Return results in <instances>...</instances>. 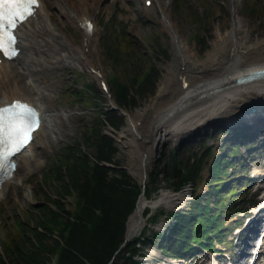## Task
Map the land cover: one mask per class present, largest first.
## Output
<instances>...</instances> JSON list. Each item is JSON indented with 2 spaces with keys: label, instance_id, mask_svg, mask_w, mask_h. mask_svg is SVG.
Returning a JSON list of instances; mask_svg holds the SVG:
<instances>
[{
  "label": "trees",
  "instance_id": "trees-1",
  "mask_svg": "<svg viewBox=\"0 0 264 264\" xmlns=\"http://www.w3.org/2000/svg\"><path fill=\"white\" fill-rule=\"evenodd\" d=\"M181 4L178 0L177 6ZM191 15L202 25L210 21L207 10L204 17L196 11ZM201 37L205 41V35ZM156 38L151 48L165 55L167 49L158 43V33ZM114 50L118 75L109 80L113 95L120 106L132 109L156 93L161 69L152 55L138 47L118 46ZM78 92L98 107L96 117L85 123L81 137L68 141L43 172L47 186L55 188L53 195L44 193L42 201L29 205L31 211L17 213L14 226L0 236V264H51L54 255L55 264H143L136 256L145 254L146 246L158 244L160 234L154 230L150 235L144 232L145 237L125 240L127 221L143 186L126 169L102 164H122L116 158L119 148L115 139L103 128L109 123L120 129L124 116L94 102L95 96L106 99L97 83H88L86 90ZM188 151L189 147L178 146L167 153V168H157L147 185L149 197L164 178L176 189L188 181L195 184L204 157L187 155ZM227 164L226 157H216L210 165L209 192L196 195L189 210L172 213V236L162 239L163 249L184 256L194 249L192 242L208 241L209 233L219 236L221 217L227 211L222 203L236 190L221 182L222 174L228 173ZM68 196L73 197L72 208L67 206ZM125 242L127 245L121 247Z\"/></svg>",
  "mask_w": 264,
  "mask_h": 264
},
{
  "label": "rangeland",
  "instance_id": "rangeland-1",
  "mask_svg": "<svg viewBox=\"0 0 264 264\" xmlns=\"http://www.w3.org/2000/svg\"><path fill=\"white\" fill-rule=\"evenodd\" d=\"M164 1H167L169 5L172 20L175 22L177 28H179L182 38L192 45L197 51V55L200 59L207 58L209 53L214 51L220 38L222 39V37L232 28L234 9L237 10L238 17L244 25L239 36L242 37L247 45L253 46V44L264 38V8L261 7H264V0H246V2L251 1V3H256V6L258 7L255 10L248 9L249 5L244 6L246 3L245 0H181L183 1V4L180 6H177L176 0ZM206 10L210 14V21L206 26L200 25L199 23L201 22L199 19L197 20V18H194L191 14L193 11H196L201 17H203L202 15ZM43 11L45 13L54 14L53 19L56 22V27L59 30H62L63 33L77 45H82V31L76 27L74 23L68 20L64 14L59 13L53 0H46V5ZM90 11L94 15V20L98 27L99 35L97 47L100 51V58L102 60V66L106 78L109 80L111 75H118V70L114 64L116 55L114 49L118 48V46H120V48H123V46H125V48L138 47L142 52L152 55L151 59H154L160 67L161 73L157 87L159 88V83L164 78V73L166 71L165 66H167L174 58V50L171 35L162 23V13L157 0H155L154 4L149 8L145 5L144 0H96V2L91 4ZM220 11L223 12V14H220ZM123 31L126 34L125 36L122 35V33H124ZM156 33L161 36L158 38V43H161L168 48L165 55L161 52L154 51L153 48H151V45H154L155 40H157ZM196 35H200V37L205 35V42L198 41ZM207 40L208 46H206ZM108 50L114 51L110 55ZM55 56L58 58L59 54H56ZM56 58L54 60H56ZM49 64L50 66L53 65V67H48L52 69L48 70L47 68L45 74L42 76L45 77L48 83H54L47 85L42 82L43 78L40 77V82H38V80L35 82L36 84H29L30 76L27 73V69L22 67L20 71L25 75L23 77L18 76L16 79L17 84L13 82L10 85V87L14 86V88L17 87L20 89L21 87L26 86L31 90H34V96L39 97L38 103L46 109L44 113L46 124H43L42 126V133L44 135H41L36 141V151L43 150V152H39L36 159H31L29 166L22 167V178L20 180L12 179V184L0 193V236L14 226V219L17 213L31 211L29 205L31 203H36L37 201H42L44 199V193H49L51 196L53 195L55 188L53 186L48 187L45 183L46 180L43 179L42 175L43 169L49 163L50 159L61 150L66 142L76 135L81 137L85 123L91 122V120L95 118L96 110L98 108L96 106L95 109V106L85 102L82 99V96L77 95L78 93L75 91L87 89L86 83L96 80L93 74L88 72L84 67H80L68 59H61V61L50 62ZM40 89L47 93V98L42 96ZM157 91L152 97L142 100L136 107L132 109L127 108L134 118H138V109L145 107L146 104L151 102L152 98L156 96ZM1 97H3V95L0 93V98ZM94 102L99 103L100 105L108 104L105 99L99 96L94 97ZM127 124L128 123L125 120V124L121 129L118 131L112 130L110 133L115 137L116 144L119 148L117 158L122 160V165H127L128 163V148L121 149L117 137L118 133ZM222 124H225L228 127L229 125H233L232 122L229 123L222 120L201 129V133L207 131L210 132V135L211 133L214 134L206 137L205 147L209 144H213L217 151L220 150V147L227 149L226 142H223V139L226 138L228 132L221 129ZM198 136L200 137L201 135L198 134ZM261 137L262 136L258 138L256 143H251L250 146H245L239 143L238 145H235L234 151L236 154L244 155V159H238L240 164L246 162L245 159L250 154V159L247 161L246 165L248 168L251 167V165L254 167H264V151L260 152L259 148H255L256 146L261 145ZM46 138H50L51 140L47 147H45ZM184 138H186V136ZM181 140L170 141L165 146L162 145L164 143L160 144L159 152L156 150V154L151 163V173L149 171L150 179L148 175L146 181H151L152 174H154L157 168L160 166L165 167L166 155L165 153L163 154V151L175 147ZM253 147L254 150L252 149ZM190 148L195 151H202V149L199 148V142L196 143L193 141L192 144H190ZM209 159L212 161L213 157L211 156ZM232 169L233 170L229 168V171H233L231 172V175L234 174L233 177H235L238 168ZM251 169L253 168L251 167ZM250 172L251 171H247L246 174L241 173L239 177L248 174L250 175ZM207 175L208 172L205 170V177H207ZM227 179H229V177H227L226 180ZM248 182L250 183V181ZM249 183L246 187V196L242 197L239 202L236 203V208L231 215L225 217V226L223 229L224 231L228 230V232L223 235L226 239L224 243L225 246H219L221 249H232L235 251L233 254H230L234 259L232 262L233 264H246L243 258H247L248 260L249 256L246 255L240 259L238 253L242 248L244 251L251 250L252 246L247 247V245H244L242 242L250 230H246L242 234L238 233L240 230L245 229L247 223L257 214L258 208L256 207L258 205H254V202L258 201L260 198L259 193H261V190L254 193L252 185L254 186L256 182L253 184ZM199 185L202 190L208 188L204 179L201 180V183L199 182ZM256 186L257 184H255V188ZM163 190L164 189H160L158 191V188L155 189L151 199L159 197ZM241 193H243V191H240L237 194ZM72 200V197L68 198V201H70L68 206L70 208L72 207ZM188 205L189 203L187 206ZM237 209H242L243 212L239 213ZM254 210H256V213L252 215L251 212ZM248 211L249 214L245 215ZM155 214L158 216V207L151 209L150 215L147 216V223L144 230L147 226H156L158 228V223L154 225L153 223H150L149 225V222L151 221L149 220L150 216ZM263 214L264 212L259 216L264 217L262 216ZM162 218H164L166 225L170 224L172 221V219H168L166 216ZM235 223H238L241 228L232 231ZM228 241L230 242L228 243ZM155 249L158 251L156 245L148 247L146 256H140L139 258H153L154 254H152V252ZM203 253L204 252H201L200 256L203 255ZM204 256L207 257L205 253ZM220 258L225 261L228 260L223 255ZM198 260L199 257H197L192 264H198ZM187 262H189V260H187Z\"/></svg>",
  "mask_w": 264,
  "mask_h": 264
},
{
  "label": "bare ground",
  "instance_id": "bare-ground-1",
  "mask_svg": "<svg viewBox=\"0 0 264 264\" xmlns=\"http://www.w3.org/2000/svg\"><path fill=\"white\" fill-rule=\"evenodd\" d=\"M157 1L164 18L163 25L173 41L174 58L165 66L164 78L159 83L156 96L145 107L138 109L137 119L133 116L129 117L128 124L117 137L120 148H128V168L140 180L144 179L145 172L148 176L157 146L163 140H181L195 130L203 129L211 122L230 118L232 120L226 122L233 123V120L240 117L241 112L248 113L252 104H260L261 113H264V77L242 84L236 83L238 77L264 67V38L253 46L247 45L239 36L244 25L238 17L237 10L234 9L232 28L220 39L207 58L200 59L192 45L182 38L179 28L172 20L167 1ZM93 2L96 0H53L59 13L64 14L82 31V45H77L56 27L53 14L43 11L46 2L41 0L37 12L20 26L19 31L22 37L20 54L11 60L0 54V59L3 58L0 64V93L3 95L0 98V106L20 97L38 104V99L31 94L28 87L23 86L21 89L10 87L13 82L17 84L18 76L25 75L20 71L22 67L27 69L31 84L38 81L40 77L43 78L42 82L46 83L47 80L42 75L48 67H53L49 63L58 62L61 59L71 60L97 76L99 74L93 71L95 68L104 73L97 47L99 35L97 23L95 22L92 29H88L86 24L90 18L93 17L94 20V15L90 11ZM56 54H59L58 58ZM42 92V96L47 98V94L43 90ZM140 119L142 124H138ZM254 121L257 122V120ZM41 135H44L42 127L36 132V138ZM35 139L18 155L20 165L14 171L13 178L20 180L21 168L29 166L30 159H35L39 155V152L34 151ZM50 141V138H46V147ZM190 144H192L191 141L185 143L183 147ZM144 154L146 157H143ZM8 181L12 183V179L6 180L2 190L8 188L10 185ZM187 195L188 192L175 193L170 189L164 190L154 199H147L148 197L142 194L137 209L128 220V234L132 236L135 231L138 233L144 230L148 218L146 215L148 207L156 208L159 205L175 208L185 203ZM259 208L262 211L264 204ZM255 213V211L251 212L252 215ZM246 214H249V211ZM258 251L264 253V244ZM152 254L158 257L161 252L155 249ZM148 260L150 261V258ZM256 260L257 257L249 264H257ZM56 261L57 255L52 256L51 264H55ZM167 262L175 264L173 260ZM154 263L157 264L156 261Z\"/></svg>",
  "mask_w": 264,
  "mask_h": 264
},
{
  "label": "snow or ice",
  "instance_id": "snow-or-ice-1",
  "mask_svg": "<svg viewBox=\"0 0 264 264\" xmlns=\"http://www.w3.org/2000/svg\"><path fill=\"white\" fill-rule=\"evenodd\" d=\"M37 3L38 0H0V51L6 56L12 55L18 22L27 19ZM37 120V113L28 104L15 102L0 108V143L11 146L17 139L26 137Z\"/></svg>",
  "mask_w": 264,
  "mask_h": 264
},
{
  "label": "water",
  "instance_id": "water-1",
  "mask_svg": "<svg viewBox=\"0 0 264 264\" xmlns=\"http://www.w3.org/2000/svg\"><path fill=\"white\" fill-rule=\"evenodd\" d=\"M108 128V127H107ZM112 129V128H111ZM112 135V134H111ZM157 151H158V147H157ZM143 157H146V155L144 154V156ZM129 159V158H128ZM106 165H108V166H115L114 164H112V163H105ZM119 167H121V168H127L130 172H131V170L128 168V166L127 165H122V166H119ZM146 177H147V172H145V175H144V179L143 180H141V181H143V182H145V180H146ZM140 200V199H139ZM139 202V201H138ZM137 207H138V205H137ZM137 209V208H136ZM140 234V232L138 231V233L135 231L134 233H133V235L131 236V234H128V235H130V236H127V238L128 239H131V237H135V236H137V235H139Z\"/></svg>",
  "mask_w": 264,
  "mask_h": 264
}]
</instances>
